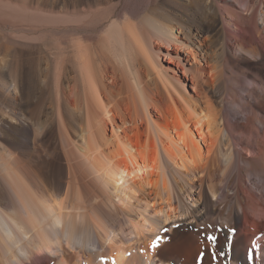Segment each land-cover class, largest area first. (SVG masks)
Listing matches in <instances>:
<instances>
[{"label": "bare ground", "instance_id": "obj_1", "mask_svg": "<svg viewBox=\"0 0 264 264\" xmlns=\"http://www.w3.org/2000/svg\"><path fill=\"white\" fill-rule=\"evenodd\" d=\"M100 1L65 0L54 11L0 0L1 24L72 28L41 79L52 118L34 121L24 109L0 119V264H193L197 233L188 217L235 228L233 248L217 264H249L243 187L248 171L264 195V128L254 110L264 100L252 103L246 122V106L224 104L244 88L246 80L226 75L245 57L226 43L217 0L196 1L181 16L155 0L95 11ZM31 39L10 42L32 56ZM30 70L13 71L1 93L18 99L33 82ZM232 125L249 130L259 150L239 148ZM241 154L260 160L246 169ZM170 222L183 225L169 229L171 241L162 231ZM156 235L165 239L148 251ZM261 249L255 264H264Z\"/></svg>", "mask_w": 264, "mask_h": 264}, {"label": "rangeland", "instance_id": "obj_2", "mask_svg": "<svg viewBox=\"0 0 264 264\" xmlns=\"http://www.w3.org/2000/svg\"><path fill=\"white\" fill-rule=\"evenodd\" d=\"M34 1L39 6L54 11H62L66 4L65 0ZM124 1L125 0H101L94 10L100 11L107 7H113L119 2L121 6ZM155 1L161 8H164L165 11H169L170 13L173 12L175 15L181 16L183 12L190 13L196 1L204 2L205 0ZM248 1H252L255 5L249 12H245L242 7H245ZM217 4L220 7L222 17L220 26L225 30L226 43L234 52L239 50L241 55L246 59L238 61L236 69H234L235 72L230 70L226 75L228 79L232 78L235 82L238 81V77L246 81L244 82V88L232 90V95L225 98L224 104H235L238 108L242 105L246 106V110L241 113L243 122H246V113L253 108L252 103L254 101L259 102L264 100V92L262 91V89H264V78L262 77V75H264V66L260 67L258 65L263 59L262 56H264V26L259 23V13L262 3L260 0H240L239 2L235 0H217ZM19 26L12 25L11 23H0V119L8 117L9 112L22 111L21 113H23L25 109V113L29 115V118L34 119V121H48L52 118L51 106L53 99L52 95L47 92L44 85L41 83V79L45 78L47 74L50 55L57 52V44L59 45L60 43V45H65V42L72 33V28L71 25L67 23L36 26L34 28L29 27V25L26 26V24H21ZM100 28L101 25L97 26L94 32L99 31ZM89 31L90 30H87V33H89ZM24 36L30 39L32 38L31 40L36 44L32 56H21L16 52L15 47L10 42L12 38H23ZM255 50L261 53L260 57L250 56L251 51L254 52ZM163 61L168 66L175 68L181 73V67L179 65L170 63L166 58ZM19 68H24L26 70L31 69L30 71L34 72V79L33 82L24 85L22 92H17L18 99L15 100L13 97L11 99V97L2 94L1 89H4L3 85L10 83L13 73ZM245 84H247V86H245ZM257 89H259V91H257ZM225 108L226 107H224V109ZM254 110L256 112V124L264 128V123L261 121V119H264V110L258 108ZM233 118V116H229L230 121H232ZM231 128L239 144V148L244 145L248 147L253 146L256 151L259 150V145L256 143L255 138L252 140L253 136L249 130H244L233 125ZM259 158L260 154L252 156L241 154L240 164L246 166V169H249L251 164L255 165V163H258L257 161L260 160ZM246 174L247 184L244 185L243 189L253 202L248 201L245 204L248 221L241 225V233L243 236H247L248 245H251L253 237H260L261 234L264 233V195L258 191V187L249 185V172L247 171ZM254 190L257 192H254ZM234 192L235 190H230L231 194H234ZM244 225H247V227H243ZM259 240H263L261 252L264 254V238ZM261 263H264V258L261 260Z\"/></svg>", "mask_w": 264, "mask_h": 264}, {"label": "snow or ice", "instance_id": "obj_3", "mask_svg": "<svg viewBox=\"0 0 264 264\" xmlns=\"http://www.w3.org/2000/svg\"><path fill=\"white\" fill-rule=\"evenodd\" d=\"M187 220L191 221V228L197 233L196 243L198 250L193 258V264H217L221 257H226L232 250L236 238L235 228H228L226 224L220 227L219 225H214L211 221L204 222L203 217H197L196 220L188 217ZM197 221H200V223H197ZM181 226L183 225H174L170 222L162 231L167 239L171 241L173 238L168 235L169 229ZM222 234L223 240L221 239ZM261 238H264V233L260 237H253L251 246L247 248L246 258L249 264H255L254 254L261 249V244L257 242ZM164 239L165 237L156 235L147 250L155 252Z\"/></svg>", "mask_w": 264, "mask_h": 264}]
</instances>
